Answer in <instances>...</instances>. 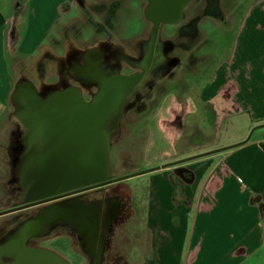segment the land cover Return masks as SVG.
I'll list each match as a JSON object with an SVG mask.
<instances>
[{"label": "rangeland", "instance_id": "374dc122", "mask_svg": "<svg viewBox=\"0 0 264 264\" xmlns=\"http://www.w3.org/2000/svg\"><path fill=\"white\" fill-rule=\"evenodd\" d=\"M151 1L156 7L155 0ZM173 1L166 0V18L158 25L156 17L149 13L153 9L149 0H80L68 16L70 21L66 23L67 26L49 32L42 40L41 49L36 51L30 39L26 47L36 52L34 56H28V62L19 70L18 81L25 84V80H31L42 88L44 97L49 96L54 88L64 90L69 85L85 94V81L76 78L69 67L75 59L87 63V54L93 49L104 53L102 66L109 63L118 67L123 65V73L130 72L136 66L134 78L143 77L149 89H136L142 93L139 100L147 111L139 116L134 126L124 120L121 131L114 134V147L108 151L111 160L109 165L97 135L99 129H104V123L93 117V110L90 111V122L86 118L85 122L79 121L75 127L71 117L56 119L57 125L65 130L49 133L53 139L48 141L57 146L30 152L28 173L31 180L24 182L27 189L57 180L58 176L81 174L84 169L92 172L99 166L117 175H124L169 163L172 160L163 159L170 149L168 141L161 143L164 146L147 151L153 140L150 132L155 130H159V133L169 128L174 131L178 142L171 150L179 152L180 156L175 159L178 160L226 147L228 145H216H223L228 138L241 134L246 128L249 122L247 113L233 115L226 124L216 127L210 121L211 102L198 99L200 89L206 86L218 63L226 59L237 28L236 22L229 23L226 19L230 13L237 15L240 0H218L216 11L222 15L210 12V0H183L185 6L180 8V2L177 8L172 9ZM162 6L158 5L159 9ZM154 11L160 13L164 9ZM111 73L113 71H108V74ZM50 82L54 83L53 88L47 85ZM113 86L118 89L119 83L112 84L111 89L105 88L103 92L121 91L113 89ZM75 115L81 117L82 113L76 112ZM257 125H253L248 134ZM263 130L264 127H261L255 131L259 134ZM159 139L161 141L162 137ZM43 143L47 144L45 138ZM9 150L13 151L11 148ZM4 157H9L8 149L0 148V193L5 188L12 199L19 186L11 173L6 178L8 180H1L4 176L1 171L6 168L3 165ZM204 157L186 163L197 162ZM153 173L155 171L143 172L116 184L128 192L134 213L118 226L109 241V249L102 264H193L190 241L197 233L195 217L199 187L195 188L194 205L188 208L187 224L163 225L165 233L172 230L178 239L174 245L165 247L162 239L159 241L155 235L156 231L147 224V201ZM64 240L59 238L56 244ZM72 241L74 247L79 248L78 239L73 237ZM262 263L255 260L243 262Z\"/></svg>", "mask_w": 264, "mask_h": 264}, {"label": "crops", "instance_id": "0c3cea01", "mask_svg": "<svg viewBox=\"0 0 264 264\" xmlns=\"http://www.w3.org/2000/svg\"><path fill=\"white\" fill-rule=\"evenodd\" d=\"M79 1L0 0V148L8 149L9 155L4 157L3 165L8 169L1 171V180H8L10 173L15 176L19 186L12 196L15 201L28 190L24 182L31 180L30 152L45 149L44 133L59 131L57 120L74 112L71 96H57L76 93L80 102L85 101V94L72 85L65 91L54 88L44 97L42 88L31 80L20 83L18 72L28 62V56L42 48V40L49 32L67 26L68 16ZM155 8L159 12L166 10V6L159 9L158 4ZM236 11L237 15L230 13L226 19L237 23L226 59L218 63L198 99L211 102L209 116L216 127L239 113H247L249 122L241 134L217 147L241 142L253 125L264 124V0H240ZM30 39L36 51L26 47ZM47 85L53 88L54 83ZM150 135L153 140L147 151L168 141L170 149L163 159L173 162L180 156L176 149L171 150L178 140L170 128ZM154 168L148 169L155 173L147 201V224L156 231L158 240L162 239L163 246L178 240L172 230L165 233L163 225L187 224L188 208L194 205L195 188L199 187L197 233L190 241L192 263L243 264L255 260L264 264V130L259 134L254 131L243 145L197 162ZM0 196L1 209L12 199L5 188Z\"/></svg>", "mask_w": 264, "mask_h": 264}, {"label": "flooded vegetation", "instance_id": "af4514ba", "mask_svg": "<svg viewBox=\"0 0 264 264\" xmlns=\"http://www.w3.org/2000/svg\"><path fill=\"white\" fill-rule=\"evenodd\" d=\"M149 1L151 2V0ZM155 1L158 5H168L166 0ZM151 4L153 9L149 13L156 17L159 25L166 18V10L162 13H153L157 9H154V3L151 2ZM209 6L211 13L222 15L221 12L218 14L219 11H216L218 10V0H210ZM103 54L102 51L93 49L87 54V63H81L75 59L69 67L76 78L83 79L86 83L84 103L80 102L74 93L59 94L57 97L71 96L73 102L71 108L74 112L68 117L72 118L73 127L79 121L85 122L86 118L90 122L92 116L90 111L92 110L93 117H97L98 122L103 121L104 129H99L97 135L109 165L111 160L108 151L114 147V134L121 131L124 120H128L134 126L138 122L139 116L147 111L145 105L139 100L142 93H138L136 89L148 90L149 85L144 82L143 77L134 78L136 66L127 73L122 72L124 67L121 66L123 65L118 67L109 63L102 66L101 63L105 60ZM108 71H113V73L108 74ZM114 83H119L120 92H103L105 88L111 89ZM113 89L116 90L117 87L113 86ZM146 96L148 97V95ZM81 111V117L74 115V113ZM127 117L130 118L126 119ZM88 126L90 127V124ZM59 130L61 131L58 132H63L62 130L65 128L60 127ZM44 136L47 140L45 149L58 145L50 144L48 140L53 139V137L49 135V132L44 133ZM87 136L89 142L90 131H88ZM85 140L84 138L83 150H85ZM112 161L114 162V160ZM124 175H128V173ZM124 175H117L110 169L104 170L99 166L92 172L84 169L81 174L67 175L66 177L58 176L57 180L41 183L39 187L24 191V195L17 198L18 200L15 201L12 198L7 206L0 209V244L10 240L18 232L27 233L33 227L40 226L44 230L36 231L28 237L27 245L29 247L50 249L70 264H86L87 262L90 264L92 256L86 251L84 235L78 225L79 223L74 218V213L69 209L77 206L78 209H82L84 215L88 214L89 217H92L96 211H100L99 236L102 233L105 234L103 262L109 249V241L117 231L118 226L134 213V209H131L128 192L116 186V184L126 181L127 178L118 179ZM65 205L68 206L67 212H63L58 218L55 215H45L44 213L51 206L55 208ZM117 211H119L118 215L112 220ZM73 237L78 239L79 248L74 247ZM59 238H65V240L63 243L56 244ZM2 262L12 263L13 260L3 256Z\"/></svg>", "mask_w": 264, "mask_h": 264}, {"label": "water", "instance_id": "95a60500", "mask_svg": "<svg viewBox=\"0 0 264 264\" xmlns=\"http://www.w3.org/2000/svg\"><path fill=\"white\" fill-rule=\"evenodd\" d=\"M183 0H174L172 5V9L177 8L179 6V3ZM186 1V0H185ZM185 2H182L180 5V8ZM169 12V10H168ZM264 127V124H260L255 126L251 132L248 134V136L241 142L228 145L226 147H221L218 149H214L211 151L203 152L197 155L189 156L186 158H182L179 160H175L173 162H169L167 164H164L162 166H159L157 168H164L172 165H177L180 163H184L187 161H190L192 159H197L200 157H204L207 155H211L217 152L225 151L227 149H232L234 147H238L240 145L245 144L248 142L252 136V133L255 131V129ZM156 169V168H153ZM151 169V170H153ZM150 170H145L138 173H132L128 175H124L123 177H120L118 179H126L129 177H132L134 175L148 172ZM79 207L75 206L74 208H69L71 212L74 213L75 220L79 223V227L84 235V240L86 242L87 249L86 251L92 256L91 263L90 264H102V258L104 254V246L103 241L105 239V234H101L99 236V223H100V211H96V213L89 217L88 214L84 215L82 209H78ZM68 206H60L53 208L52 206L49 207L47 210L44 211L45 215H55L56 218L60 217V215L63 212H67ZM118 212H115L112 220L115 219V217L118 215ZM1 214V213H0ZM43 214V213H41ZM43 216V215H41ZM40 225V224H37ZM44 230L43 227L37 226L33 227L29 232H18L14 237H12L10 240L5 242L4 244H0V264H70L67 260H65L63 257L58 255L56 252L46 249V248H33L29 247L27 245V239L28 237L36 233V231H42ZM5 256L9 259H12V263H3L2 257Z\"/></svg>", "mask_w": 264, "mask_h": 264}]
</instances>
